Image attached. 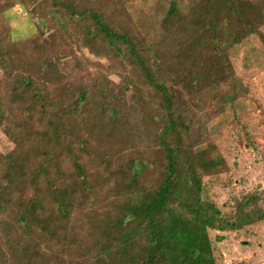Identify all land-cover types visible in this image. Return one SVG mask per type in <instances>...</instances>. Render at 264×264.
<instances>
[{"label": "trees", "instance_id": "1", "mask_svg": "<svg viewBox=\"0 0 264 264\" xmlns=\"http://www.w3.org/2000/svg\"><path fill=\"white\" fill-rule=\"evenodd\" d=\"M14 5L37 15L31 38L12 37ZM160 27L146 41L125 0H0V127L13 142L0 152V264H217L209 230L254 220L253 195L234 218L208 197L207 118L193 104L233 75L229 47L264 39V0L171 5ZM81 47L122 83L85 71Z\"/></svg>", "mask_w": 264, "mask_h": 264}, {"label": "rangeland", "instance_id": "2", "mask_svg": "<svg viewBox=\"0 0 264 264\" xmlns=\"http://www.w3.org/2000/svg\"><path fill=\"white\" fill-rule=\"evenodd\" d=\"M197 1L125 0L135 28L151 43L163 36L160 22L171 5L186 11ZM5 17L13 38L28 39L35 33L37 15L14 5ZM43 41L52 50L62 47L48 31ZM77 53L92 63H87L85 71L93 70L97 63L96 68L108 72L115 84L122 83L120 76L109 72L110 64L104 58L83 47ZM227 54L233 75L218 87H202L194 95L195 110L207 118L205 143L212 157L211 162L199 167V172L208 197L225 217L234 218L243 200L253 195L255 218L242 225L229 219L223 229L209 230V234L217 264H264V39L252 34L242 43L229 47ZM12 147L13 142L0 127V152ZM148 151L151 165L146 179L151 182L155 179L154 166L160 163V153L153 148ZM250 208L242 209L247 212Z\"/></svg>", "mask_w": 264, "mask_h": 264}]
</instances>
